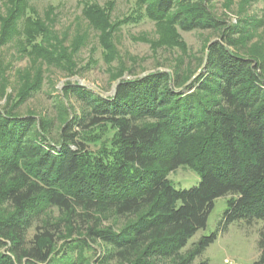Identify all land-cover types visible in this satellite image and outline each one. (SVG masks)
I'll use <instances>...</instances> for the list:
<instances>
[{
  "label": "trees",
  "instance_id": "trees-1",
  "mask_svg": "<svg viewBox=\"0 0 264 264\" xmlns=\"http://www.w3.org/2000/svg\"><path fill=\"white\" fill-rule=\"evenodd\" d=\"M205 1L134 0L133 14L113 21V1L81 0L115 93L66 83L62 95L81 107L59 102L55 125L14 109L40 89L45 65L77 73L87 35L58 33L30 0H0V47L16 41L31 65L12 106L0 108V264H194L216 233L182 250L223 196L224 225L264 221V55L239 48L248 19L227 25ZM143 17L155 26L153 50L185 53L178 29L213 30L220 40L206 45L195 76L181 56L170 70L135 76L115 34ZM105 126L114 129L110 146L89 150L87 133ZM180 166L197 174L196 185L173 186L168 175ZM105 215L127 221L99 227ZM96 242L104 249L94 259ZM257 243L254 264H264V226Z\"/></svg>",
  "mask_w": 264,
  "mask_h": 264
},
{
  "label": "rangeland",
  "instance_id": "rangeland-1",
  "mask_svg": "<svg viewBox=\"0 0 264 264\" xmlns=\"http://www.w3.org/2000/svg\"><path fill=\"white\" fill-rule=\"evenodd\" d=\"M81 0H30V4L39 12L41 17L53 19L55 30L58 33L68 35L71 39L74 35H87L85 44L79 47L75 54L77 73L68 75L57 68L43 67V81L40 89L27 98L21 105L16 106L14 111L18 114L31 112L36 116H42L55 125H60L61 119L58 114L59 102L68 106L72 105L76 112L81 107L80 101L74 96L68 99L62 95L66 83L77 84L88 91L103 97L110 96L116 84L109 74L110 69L101 57L97 35L87 21L83 18ZM99 4L113 1L114 8L111 13L113 21L126 18L133 14L134 0H93ZM207 6L213 15L224 20L227 25H238L239 20L248 19V29L244 37H240L239 48L243 50L253 49L264 55V0H206ZM254 21V22H253ZM178 33L186 46L187 51L183 54L180 50L169 49L165 46L152 49L148 40L157 39L153 22L143 17L137 22L128 21L120 25L115 34L117 49L125 60L127 66L134 68L132 74L142 76L155 70H170L176 57L184 58L183 66L195 70L197 75L198 59L211 42L219 39V33L213 30H182ZM237 33H235L236 35ZM239 38V37H236ZM20 47L16 41L0 47V108L11 107L17 99L21 89L22 79L20 73L29 68V57L18 51ZM183 56V57H182ZM188 57V58H187ZM264 57V56H263ZM112 65H116L113 62ZM131 75L124 72L121 78H129ZM120 79V78H118ZM117 79V80H118ZM6 81V83H2ZM3 84V87L2 85ZM114 129L110 126L90 129L87 133L86 146L89 150H97L102 143L110 146V140ZM96 137L97 141H92ZM168 178L177 189H187L197 184L198 176L188 167L180 166L169 173ZM227 196L219 197L214 201V207L209 213L204 228L199 229L188 241L182 250H192L202 236L216 233L215 240L196 257L194 264H254L260 256L258 238L264 221L258 220L252 223L235 221L224 225L222 222L227 208ZM51 216L59 217V213L53 211ZM99 227H112L119 230L126 219H115L112 215L99 216ZM93 221V219H91ZM32 233V230H30ZM96 259L103 246L96 242L94 245ZM92 255V254H91Z\"/></svg>",
  "mask_w": 264,
  "mask_h": 264
},
{
  "label": "water",
  "instance_id": "water-1",
  "mask_svg": "<svg viewBox=\"0 0 264 264\" xmlns=\"http://www.w3.org/2000/svg\"><path fill=\"white\" fill-rule=\"evenodd\" d=\"M113 93H115V87H114V89H113Z\"/></svg>",
  "mask_w": 264,
  "mask_h": 264
}]
</instances>
